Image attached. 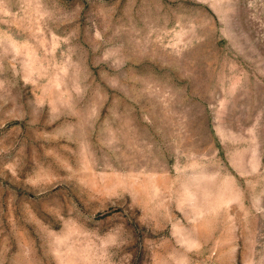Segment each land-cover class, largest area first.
<instances>
[{
	"label": "rangeland",
	"instance_id": "374dc122",
	"mask_svg": "<svg viewBox=\"0 0 264 264\" xmlns=\"http://www.w3.org/2000/svg\"><path fill=\"white\" fill-rule=\"evenodd\" d=\"M0 264H264V0H0Z\"/></svg>",
	"mask_w": 264,
	"mask_h": 264
}]
</instances>
